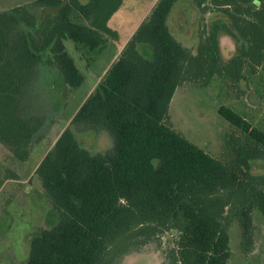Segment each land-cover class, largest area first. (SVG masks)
<instances>
[{
	"label": "trees",
	"instance_id": "trees-1",
	"mask_svg": "<svg viewBox=\"0 0 264 264\" xmlns=\"http://www.w3.org/2000/svg\"><path fill=\"white\" fill-rule=\"evenodd\" d=\"M177 1L35 0L0 11V145L19 163L56 120L69 88L83 82L67 43L87 68L108 39H120L109 25L114 17L138 22L28 180L58 221L30 239L26 264H102L109 246L138 227L158 244L162 234L176 235L171 264H227L234 218L249 252L252 213L264 216V175L249 172L252 161H264V126L244 109L249 92L264 104V0H195L201 21L207 12L222 16L203 21L193 49L170 31ZM221 34L239 49L226 61ZM202 72L217 74L242 109H217L234 128L225 164L169 124L176 89ZM18 179L0 165V188Z\"/></svg>",
	"mask_w": 264,
	"mask_h": 264
},
{
	"label": "rangeland",
	"instance_id": "rangeland-1",
	"mask_svg": "<svg viewBox=\"0 0 264 264\" xmlns=\"http://www.w3.org/2000/svg\"><path fill=\"white\" fill-rule=\"evenodd\" d=\"M33 1L35 0H0V11H8ZM44 13L45 11H42L41 15ZM221 16L220 13L207 12L203 16V21L209 22ZM203 21L200 20L195 0H178L168 18L173 36L182 45L191 49L199 42ZM112 45V42L109 43L96 61L86 68L73 44L68 42L67 49L81 70L84 81L78 88H69L66 92L64 104L55 115L56 122L54 120L50 124L46 138L35 145L26 163L20 164L8 158L0 145V165L13 169L19 177L18 180L4 182L0 188V264H26L30 239L38 233L39 228H50L58 221L57 212L50 206L39 188L30 184L28 180L37 163L50 148L52 140L61 130V125L69 120L84 101L87 92H90L92 84L111 56ZM219 47L225 61L239 50L233 39L225 34L219 36ZM217 78V74L203 72L187 78L176 89L169 104L168 115L169 124L176 132L225 164L227 154L224 140L234 128L219 116L217 109L221 105L237 106L233 108L237 113L242 109L238 107L234 93L220 84ZM257 100L256 96L249 92L250 107L244 111L264 126V104L257 103ZM249 172L253 175H264V161H252ZM220 197L224 199L226 194ZM231 205L234 211V203ZM252 221L253 242L246 253L243 250L242 229L238 220L234 218L230 222L228 232L231 257L227 264H264V216L258 210H254ZM175 236L172 232L164 233L158 244L157 241H148L140 228H135L117 238L109 246L102 264H167L166 255L175 245Z\"/></svg>",
	"mask_w": 264,
	"mask_h": 264
},
{
	"label": "crops",
	"instance_id": "crops-1",
	"mask_svg": "<svg viewBox=\"0 0 264 264\" xmlns=\"http://www.w3.org/2000/svg\"><path fill=\"white\" fill-rule=\"evenodd\" d=\"M128 10H130V11H132L133 10V8L132 7H130ZM131 18V16H127V19H124L123 17L122 18H120V17H114L113 18V20H111V23L109 24L110 25V27L112 28V29H116L117 31H118V33H119V36H120V39L119 40H113V39H108L107 40V42L105 43V45H104V47H103V49L101 50V52H103L106 48H107V46L109 45V43H113V47L111 48V56L109 57V60H108V62H107V64L105 65V66H103V68H102V70L100 71V73H99V75L97 76V78H96V80L94 81V83L92 84V86H91V88H90V92L95 88V86L98 84V82L101 80V78H102V76L104 75V73L106 72V70L109 68V66L114 62V61H116L117 60V57H118V55H119V53H120V51H121V49H122V47H123V45L125 44V42L128 40V38L130 37V35L132 34V32L134 31V29L136 28V26H137V24H138V22L137 23H135L132 27L130 26L131 25V22L129 21V19ZM139 50L142 52V53H144V54H147L148 53V50L146 49V47L145 46H143V45H140L139 46ZM100 52V53H101ZM100 53L98 54V56L100 55ZM97 56V57H98ZM96 61V59L94 60V62ZM90 65H92V63L90 64ZM90 65L87 67V68H89L90 67ZM83 81H84V79H83ZM89 91L87 92V94H86V97L88 96V94L90 93ZM85 97V98H86ZM84 98V99H85ZM77 110V109H76ZM76 110L74 111V113L76 112ZM74 113L71 115V117L69 118V120L72 118V116L74 115ZM69 120L68 121H66V122H64V124L63 125H61L62 126V128H61V130L58 132V134L62 131V129L64 128V126L69 122ZM54 122H56V120L54 121ZM49 126H51L50 124H48V125H46V127H45V129H44V131L41 133V135H42V137L40 138V140H38L34 145H33V149H32V152H33V150H34V147H35V145L37 144V143H40L43 139H45L46 137V132H48V128H49ZM58 134L55 136V138L52 140V144H53V142L55 141V139H56V137L58 136ZM52 144H50L51 146H52ZM51 146H50V148H51ZM49 148V149H50ZM48 149V150H49ZM47 150V151H48ZM46 151V152H47ZM32 152H31V155H32ZM46 154V153H45ZM44 154V155H45ZM31 155H30V157H31ZM29 157V158H30ZM29 158H28V160H29ZM43 158V157H42ZM41 158V159H42ZM27 160V161H28ZM26 161V162H27ZM26 162H24V163H26ZM40 162V161H39ZM38 162V163H39ZM24 163H20V164H24ZM38 163H37V165H38ZM37 165L35 166V168L37 167ZM34 168V169H35Z\"/></svg>",
	"mask_w": 264,
	"mask_h": 264
},
{
	"label": "flooded vegetation",
	"instance_id": "flooded-vegetation-1",
	"mask_svg": "<svg viewBox=\"0 0 264 264\" xmlns=\"http://www.w3.org/2000/svg\"><path fill=\"white\" fill-rule=\"evenodd\" d=\"M166 260H167V264H171L170 259L168 258V256L166 255Z\"/></svg>",
	"mask_w": 264,
	"mask_h": 264
}]
</instances>
